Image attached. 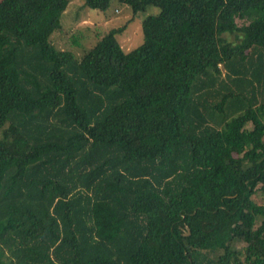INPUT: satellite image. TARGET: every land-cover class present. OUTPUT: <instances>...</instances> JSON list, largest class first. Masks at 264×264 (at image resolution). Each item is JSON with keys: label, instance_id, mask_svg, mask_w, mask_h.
I'll return each mask as SVG.
<instances>
[{"label": "trees", "instance_id": "obj_1", "mask_svg": "<svg viewBox=\"0 0 264 264\" xmlns=\"http://www.w3.org/2000/svg\"><path fill=\"white\" fill-rule=\"evenodd\" d=\"M113 3L0 0V264H264V0Z\"/></svg>", "mask_w": 264, "mask_h": 264}, {"label": "rangeland", "instance_id": "obj_2", "mask_svg": "<svg viewBox=\"0 0 264 264\" xmlns=\"http://www.w3.org/2000/svg\"><path fill=\"white\" fill-rule=\"evenodd\" d=\"M69 4L63 14L60 17V25L66 30H73L77 27L83 26L82 28H87L88 31L85 33L87 35L86 42H82L81 46L85 50L89 49L94 45L98 36L103 35L111 27H118L124 24L128 17L130 18V11L126 7H118V11L111 14L112 7L116 4L113 3L109 10L105 13L90 10L83 5V0H68ZM157 12V9L148 8L147 13ZM111 14V17L106 18L105 16ZM144 14H137L132 22H130L124 33L118 37L120 45L126 50H132L138 47L143 40L140 21ZM94 31V32H93ZM101 34V35H100ZM228 40L235 41L233 36H226ZM53 43L60 48L69 50L74 54L81 55L79 49L66 47V37L63 35H56L53 37ZM81 46L79 48H81ZM258 223L255 224V226ZM255 228V227H254ZM3 261H6L5 257H2Z\"/></svg>", "mask_w": 264, "mask_h": 264}, {"label": "water", "instance_id": "obj_3", "mask_svg": "<svg viewBox=\"0 0 264 264\" xmlns=\"http://www.w3.org/2000/svg\"><path fill=\"white\" fill-rule=\"evenodd\" d=\"M188 234V233H187Z\"/></svg>", "mask_w": 264, "mask_h": 264}]
</instances>
